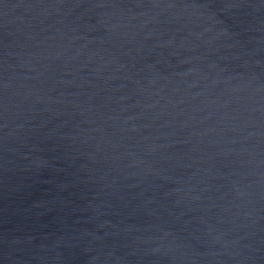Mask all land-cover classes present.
<instances>
[{
	"label": "water",
	"instance_id": "obj_1",
	"mask_svg": "<svg viewBox=\"0 0 264 264\" xmlns=\"http://www.w3.org/2000/svg\"><path fill=\"white\" fill-rule=\"evenodd\" d=\"M0 264H264V0H0Z\"/></svg>",
	"mask_w": 264,
	"mask_h": 264
}]
</instances>
